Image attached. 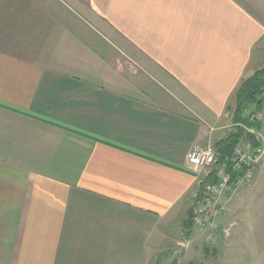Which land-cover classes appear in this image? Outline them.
<instances>
[{
    "label": "crops",
    "instance_id": "obj_1",
    "mask_svg": "<svg viewBox=\"0 0 264 264\" xmlns=\"http://www.w3.org/2000/svg\"><path fill=\"white\" fill-rule=\"evenodd\" d=\"M263 65L264 0H0V264H157Z\"/></svg>",
    "mask_w": 264,
    "mask_h": 264
},
{
    "label": "rangeland",
    "instance_id": "obj_2",
    "mask_svg": "<svg viewBox=\"0 0 264 264\" xmlns=\"http://www.w3.org/2000/svg\"><path fill=\"white\" fill-rule=\"evenodd\" d=\"M260 112L259 130L264 134V128L261 129L264 125V103ZM225 119H231L230 112ZM247 189L252 191L253 186ZM237 196L231 199L228 207L221 205L223 214L212 222V226L187 233L185 222L184 227L168 229L167 236L171 239L157 254L158 263L264 264V228L259 229L256 213L249 212V216L245 217L246 214L239 210L235 201ZM248 201V205H254L251 199ZM151 264H154L153 261Z\"/></svg>",
    "mask_w": 264,
    "mask_h": 264
},
{
    "label": "built area",
    "instance_id": "obj_3",
    "mask_svg": "<svg viewBox=\"0 0 264 264\" xmlns=\"http://www.w3.org/2000/svg\"><path fill=\"white\" fill-rule=\"evenodd\" d=\"M261 112L247 115V125L231 123L230 128L243 129V136L230 157L218 162L212 145H194L187 156L189 166L204 169L214 181L203 183V198L196 199L192 208V228L203 229L223 214L231 199L254 182V172L264 160V134L260 133Z\"/></svg>",
    "mask_w": 264,
    "mask_h": 264
},
{
    "label": "trees",
    "instance_id": "obj_4",
    "mask_svg": "<svg viewBox=\"0 0 264 264\" xmlns=\"http://www.w3.org/2000/svg\"><path fill=\"white\" fill-rule=\"evenodd\" d=\"M263 103L264 65L255 70L250 76L241 80L239 86L233 93L232 104L228 106L227 111L231 113V119L233 123L247 125V115L261 111ZM245 112H248V114H245ZM243 133V129L238 127L234 130V133L229 134L226 139L217 142L213 146L215 152L218 155V162L232 155L233 150L242 138ZM186 222L187 228L185 231L190 233L193 230L192 211L191 214H189Z\"/></svg>",
    "mask_w": 264,
    "mask_h": 264
},
{
    "label": "bare ground",
    "instance_id": "obj_5",
    "mask_svg": "<svg viewBox=\"0 0 264 264\" xmlns=\"http://www.w3.org/2000/svg\"><path fill=\"white\" fill-rule=\"evenodd\" d=\"M221 206V205H220Z\"/></svg>",
    "mask_w": 264,
    "mask_h": 264
}]
</instances>
